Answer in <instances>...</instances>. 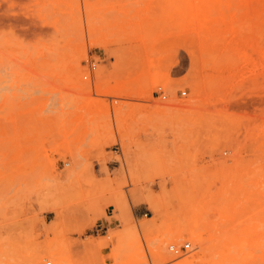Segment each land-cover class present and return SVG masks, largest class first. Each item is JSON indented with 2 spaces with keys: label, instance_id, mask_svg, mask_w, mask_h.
Returning a JSON list of instances; mask_svg holds the SVG:
<instances>
[{
  "label": "rangeland",
  "instance_id": "obj_1",
  "mask_svg": "<svg viewBox=\"0 0 264 264\" xmlns=\"http://www.w3.org/2000/svg\"><path fill=\"white\" fill-rule=\"evenodd\" d=\"M219 5L0 0V264H264V0Z\"/></svg>",
  "mask_w": 264,
  "mask_h": 264
},
{
  "label": "bare ground",
  "instance_id": "obj_2",
  "mask_svg": "<svg viewBox=\"0 0 264 264\" xmlns=\"http://www.w3.org/2000/svg\"><path fill=\"white\" fill-rule=\"evenodd\" d=\"M196 3H197V6H196V13H195V16L196 17H198V15L202 12V11H205L206 13H208V12H212V11H214V9H215V6L217 5V4H222V0H194ZM245 1L246 0H227V6L229 7V8H232V10H233V8H235V9H239V8H241V7H243L244 5H245ZM216 4V5H215ZM220 5L218 6V7H220ZM258 6V5H257ZM183 7H184V5H183ZM182 7V8H183ZM187 7V6H186ZM230 10V9H229ZM248 10H250V9H248ZM231 11V10H230ZM184 12V11H183ZM238 14V13H237ZM228 16V15H227ZM235 16H236V13H235ZM192 22V21H191ZM212 23V21L211 22H209L208 23V25H206L205 26V28H204V34H205V36L206 37H208V38H211L209 35H211L213 32H214V27H213V25L211 24ZM190 24V23H189ZM195 24V23H194ZM187 26H188V24H186ZM192 25V24H191ZM190 25V26H191ZM196 25V24H195ZM185 26V25H184ZM196 26H198V25H196ZM199 27V26H198ZM201 27V26H200ZM202 31V30H201ZM187 34V33H186ZM186 34H183V35H186ZM191 34V33H190ZM193 34V33H192ZM191 34V35H192ZM182 35V36H183ZM187 35H189V33L187 34ZM205 36H203L202 37V39L203 38H205ZM183 37H186V36H183ZM189 37V36H188ZM190 37H194V36H190ZM201 37V36H200ZM219 37V36H218ZM217 37V38H218ZM192 38H189V39H191L192 40ZM195 39L197 38V37H194ZM188 39V38H187ZM200 39V38H199ZM206 39V38H205ZM214 39V38H213ZM207 40H209V39H206V40H203V41H207ZM210 40H212V39H210ZM182 41V40H181ZM180 41V42H181ZM187 41V40H186ZM189 41V40H188ZM193 41H194V39H193ZM194 43V42H193ZM185 44V43H184ZM206 44V43H205ZM192 45V44H191ZM204 46H206V45H204ZM194 59V58H193ZM193 59H191V62L193 61ZM195 60V59H194ZM194 63H197V62H194ZM172 64V63H171ZM191 64V63H190ZM192 65V64H191ZM170 66V65H169ZM193 66V65H192ZM199 66V65H198ZM168 67V66H167ZM200 67V66H199ZM203 67H204V65H203ZM160 68V67H159ZM197 69V68H196ZM193 70H195V69H193ZM169 72V71H168ZM196 73V72H195ZM194 73V74H195ZM142 74H144V73H142ZM164 75L166 76V74L164 73ZM163 75V76H164ZM187 75V74H186ZM196 75V74H195ZM193 76V75H192ZM185 77V76H184ZM187 77V76H186ZM185 77V78H186ZM195 77H197V76H195ZM165 78V77H164ZM167 78V77H166ZM168 79V78H167ZM162 80H163V77H162ZM161 80V81H162ZM171 80V79H170ZM186 80H187V78H186ZM160 81V80H159ZM174 81V80H173ZM173 81H171V82H173ZM176 81V80H175ZM174 81V82H175ZM191 81V80H190ZM190 81L188 82V81H186V82H188L189 83V87H190ZM192 81H194V80H192ZM198 81H199V78H198ZM163 82V81H162ZM161 82V83H162ZM177 82V81H176ZM181 82V81H180ZM203 82V81H202ZM178 84H180L179 82H178ZM182 84V83H181ZM192 84V83H191ZM180 86V85H179ZM179 86H176V87H179ZM186 86V85H185ZM192 86V85H191ZM193 86H195V91L196 90H199V84L196 82V81H194L193 82ZM173 87V86H172ZM203 88V87H202ZM173 90H174V88H172ZM201 91L202 90H200V93H201ZM218 124V123H217ZM217 124H216V126H217ZM135 199H136V201H139V200H141L142 199V196L138 193V192H136L135 193ZM148 204H149V202H148ZM152 204H153V202H152ZM152 206H154V204L152 205ZM158 207L157 206H154V210H156ZM135 227V226H134ZM147 227V229H150L151 227L150 226H146L145 225V228ZM139 230H142V226H138L137 227ZM138 229H136V230H138ZM190 233L192 234V239L195 241V243H198L199 245H201L202 243H203V241H202V238H201V235L199 234V233H197V232H195L194 230H191L190 229ZM220 241V244L219 245H217L216 247H214V248H212L211 250H209V256H210V259H209V263L210 264H236V262L238 261V257H236L235 255H233V252H232V246L230 245V243H229V241H227L226 239H224V240H219ZM93 247V246H92ZM91 249V248H90ZM89 249V250H90ZM93 250V249H92ZM119 250H121V249H119ZM123 252V251H122ZM124 253V252H123ZM117 254H118V252H117ZM156 257H158L161 261H167V260H169V259H171L172 258V256L173 255H169V256H167L164 252H162V251H157V252H154L153 253ZM118 256H120L121 257V255H120V253L118 254ZM124 256V255H123ZM55 257V259H56V261H57V263L56 264H60V257L59 256H54ZM43 260V259H42ZM62 260V259H61ZM137 260V259H136ZM55 261V262H56ZM196 261V258H195V254H192V255H189V256H187L186 258H185V260H184V262H183V264H192V263H194ZM66 262H68V261H66ZM96 262H97V258H93V259H90L89 261H88V264H96ZM41 263V262H40ZM75 263V262H74ZM77 263V262H76ZM86 263V262H85ZM42 264H44V263H42ZM71 264V263H70ZM78 264V263H77ZM82 264V263H81Z\"/></svg>",
  "mask_w": 264,
  "mask_h": 264
},
{
  "label": "built area",
  "instance_id": "obj_3",
  "mask_svg": "<svg viewBox=\"0 0 264 264\" xmlns=\"http://www.w3.org/2000/svg\"><path fill=\"white\" fill-rule=\"evenodd\" d=\"M185 93V92H184ZM190 246V243H187V244H185V247H189ZM172 248H174V246L172 247Z\"/></svg>",
  "mask_w": 264,
  "mask_h": 264
}]
</instances>
